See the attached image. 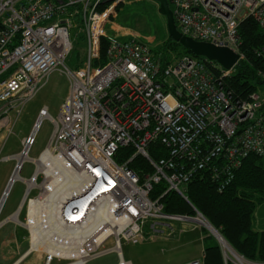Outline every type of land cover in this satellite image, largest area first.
I'll return each mask as SVG.
<instances>
[{
  "label": "built area",
  "instance_id": "obj_1",
  "mask_svg": "<svg viewBox=\"0 0 264 264\" xmlns=\"http://www.w3.org/2000/svg\"><path fill=\"white\" fill-rule=\"evenodd\" d=\"M123 2L0 0V133H12L21 108L51 73L58 70L68 80V93L56 119L43 107L38 113L41 120L22 140L19 154L26 158H3L14 159L15 164L0 197V211L13 182L22 181L25 191L17 211L0 222V229L10 222L24 229L27 254L41 256L43 264H72L73 258L32 248L31 226L45 185L44 176L35 170L29 179L20 177L25 162L34 164L46 154L86 177L85 187L58 207L62 226L80 228L101 205H106L108 218L117 224L112 230L100 226L84 234L81 264L110 253L116 254L117 264H130L123 259L122 243L172 238L177 223H195L191 218L206 221L197 214L165 213L159 199L150 198L155 185L164 184L163 196L173 191L185 197L186 185L206 172L221 192L247 156L264 158V99L257 91L237 96L225 85L245 60L240 23L250 18L264 34V0H170L182 36L238 55L229 70L186 55L165 62L145 43L107 36L106 26ZM79 27L85 58L80 66L68 69L65 63L73 49L70 30ZM102 39L107 41L104 64L99 63ZM253 54L264 57V48L254 49ZM257 77L264 84V70L259 69ZM43 119L52 122L53 133L39 157L31 160L29 151ZM155 143L166 150V157L150 156ZM125 148L132 149L131 157L117 162V153ZM138 156L152 171L142 178L128 166ZM221 239L217 242L223 264H264L247 261ZM107 241L111 248L104 247ZM203 258L202 252L200 260L184 264H203Z\"/></svg>",
  "mask_w": 264,
  "mask_h": 264
},
{
  "label": "rangeland",
  "instance_id": "obj_2",
  "mask_svg": "<svg viewBox=\"0 0 264 264\" xmlns=\"http://www.w3.org/2000/svg\"><path fill=\"white\" fill-rule=\"evenodd\" d=\"M121 5H125L124 7L127 8H135L131 14H123L121 17L122 23L119 24H122L121 26L127 25L129 30L126 32L132 33L130 30L137 32V38L132 40H137L149 45L151 50L154 49L155 53L160 52L161 56L164 58L168 56V60H174V58L179 57L178 53H165L163 47L161 48V44L168 37V33L166 29V19L160 14L159 6L156 2L153 0H125ZM115 18L109 20V25L112 22L116 24ZM76 22L78 21H75L74 23L76 24ZM109 27L108 25L106 26L107 36L115 35L110 32ZM80 30V27L70 30L73 49L65 63V67L68 69H74L77 65L80 66L85 58V41ZM132 35L133 34L126 35L125 37H132ZM256 91L261 98L264 99V84L261 83L257 85ZM67 93L68 80L66 76L58 70L54 71L49 76L46 84L36 93L34 98L21 108L20 115L14 123L12 133L9 135L0 133V197L7 185L15 164L14 159L3 160V158L15 157L21 152V142L23 139L28 138L33 125L36 120L38 121V113L40 109L43 107L47 108L49 115L56 119L59 108L67 96ZM53 129L54 127L50 120H42L35 137V143L29 151V158L31 160L37 159L47 147ZM34 170L35 166L32 162H25L20 171V177L23 179H29L34 173ZM24 191L25 185L22 181L17 180L13 182L5 203L0 211V222L8 219L17 211L24 196ZM259 197H262V201L257 204L258 209L255 214L256 221L264 216V192L257 195V198ZM23 216L24 212L22 211L20 220L23 219ZM176 226L178 230L183 229V232L179 234V237L175 236L174 238L168 239L164 236H156L153 238L148 237L146 238V241L136 245L122 243L121 250L124 261L129 262L130 264H184L191 260L201 259L204 238L207 239L206 244H218L211 233L196 222L177 223ZM14 233L19 246L21 245V250L18 253L12 246V250L8 254L4 251V255L10 260L8 264H15L26 248H28L27 233L10 222L0 229V250L1 247L8 242V237L10 242L12 241L11 238ZM104 247L106 249L111 248V241H107ZM171 247L173 249H171ZM246 260L250 261L248 259ZM0 264H6V261L1 259ZM18 264H43V260L39 259L36 255H30ZM52 264L58 263L54 261ZM87 264H117V257L116 254L110 253L91 260Z\"/></svg>",
  "mask_w": 264,
  "mask_h": 264
},
{
  "label": "trees",
  "instance_id": "obj_3",
  "mask_svg": "<svg viewBox=\"0 0 264 264\" xmlns=\"http://www.w3.org/2000/svg\"><path fill=\"white\" fill-rule=\"evenodd\" d=\"M121 4L116 7L115 21L119 23H122L123 14H131L135 9ZM169 7L171 8L170 0ZM238 31L242 41L240 51L245 55V60L240 62L235 69V75L227 79L225 85L235 95L244 97L255 92L257 85L261 84L257 71L264 70V57H256L253 50L264 48V34L250 18L240 23ZM106 47L107 41L102 39L101 64L106 61ZM162 47L165 53L173 52L178 53V56L201 59L182 48L169 36L161 44ZM151 51L155 56H160L162 61H168V56L164 58L160 52L155 53L154 49ZM149 152L153 159L166 157V150L158 143L152 144ZM132 153L131 148L121 149L116 155V161H127ZM263 160L264 158L255 155L247 156L235 172L234 179L221 192L218 191V185L203 172L194 176L186 185L185 197L173 191L163 196L166 188L164 184H158L153 187L150 198L159 199L167 214L195 217V210L198 211L239 255L250 261L264 263V232H257L253 228L255 210L262 201V197L257 198V195L264 192ZM128 166L141 178L152 172L148 163L139 156L130 161ZM206 241L204 238L203 264H223L218 244H206Z\"/></svg>",
  "mask_w": 264,
  "mask_h": 264
},
{
  "label": "bare ground",
  "instance_id": "obj_4",
  "mask_svg": "<svg viewBox=\"0 0 264 264\" xmlns=\"http://www.w3.org/2000/svg\"><path fill=\"white\" fill-rule=\"evenodd\" d=\"M41 120L39 117L38 122ZM18 161L26 157L18 154ZM36 175L44 176L45 187L42 197L36 202V213L33 218L32 248L35 250L48 251L50 254L68 255L73 258L72 264L85 262V254L80 250L81 239L84 234L95 232L100 226L108 230L117 227V224L108 218L106 205H101L89 222L78 229H68L61 225L58 219V207L63 200L74 195L85 187L87 179L83 174L76 173L72 168L64 164L62 160L43 155L34 162ZM37 177L34 178V182ZM50 190V191H48ZM196 223L206 228L211 234L216 231L206 222L195 219ZM100 238V237H98ZM220 241L223 242L221 239Z\"/></svg>",
  "mask_w": 264,
  "mask_h": 264
},
{
  "label": "water",
  "instance_id": "obj_5",
  "mask_svg": "<svg viewBox=\"0 0 264 264\" xmlns=\"http://www.w3.org/2000/svg\"><path fill=\"white\" fill-rule=\"evenodd\" d=\"M153 1L158 4L160 14L165 17L168 36L174 42L178 43L182 48L189 50L194 56L205 58L212 62H216L226 70H229L234 65H236L238 61V55L235 54L233 51L229 50L228 48L216 47L215 45L210 43L198 42L188 37L182 36L176 27L172 10L169 7V0H153ZM195 212L197 215L202 216L198 211L195 210ZM191 219L195 221L196 218H191ZM207 223L209 224V222ZM215 231H216V235L222 238L221 234L217 232V230ZM211 235L216 239V241L218 240L215 235L213 234Z\"/></svg>",
  "mask_w": 264,
  "mask_h": 264
},
{
  "label": "crops",
  "instance_id": "obj_6",
  "mask_svg": "<svg viewBox=\"0 0 264 264\" xmlns=\"http://www.w3.org/2000/svg\"><path fill=\"white\" fill-rule=\"evenodd\" d=\"M116 24H114L113 22L110 24V25H108V27L110 28L109 30H110V32L111 33H113V34H115V35H113V36H110V37H116V38H118V39H120V40H123V41H128V40H132V39H135V38H137V32H133V30H130L132 33H129V32H126L127 30H129L128 28H127V25H125V26H121V25H119L120 23L119 22H115ZM122 27H125V28H122ZM106 33H107V31H106ZM130 34H133L132 35V37H125L126 35H130ZM109 36V35H108ZM123 37V38H122ZM125 37V38H124ZM257 209L258 208H256V210H255V214H256V212H257ZM255 214H254V222H253V228H254V230L255 231H257V232H264V216L260 219H257V221L255 220ZM255 223H256V225H255ZM22 229V228H21ZM24 230V229H23ZM176 230H177V232L175 233V235L172 237V238H174L175 236H178L179 237V234H181L182 232H183V229H179L178 230V228H177V226H176ZM25 231V230H24ZM179 231H182V232H179ZM26 232V231H25ZM11 237V236H10ZM12 241L10 242V240H9V237H8V242H6V244H4L2 247H1V250H0V258L2 259V260H5L6 261V264H8V262H10V260L4 255V251H5V253L6 254H8L11 250H12V246H13V248L15 249V251H17L18 253L20 252V250H21V245L19 246V244H18V240L15 238V233H14V235H12ZM29 247V246H28ZM180 247V246H179ZM178 247V248H179ZM177 248V249H178ZM171 249H173L172 247H171ZM27 251H28V248H26V250L24 251V253L18 258V260L15 262V264H18L19 262H21L22 260H24V259H26V258H28L30 255H36V254H27ZM21 254V253H20ZM36 256H38V258L39 259H42L41 258V256H39V255H36ZM0 259V260H1Z\"/></svg>",
  "mask_w": 264,
  "mask_h": 264
}]
</instances>
